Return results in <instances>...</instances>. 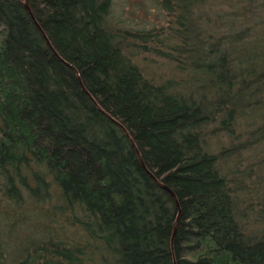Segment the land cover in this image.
I'll return each instance as SVG.
<instances>
[{"label": "trees", "instance_id": "16d2710c", "mask_svg": "<svg viewBox=\"0 0 264 264\" xmlns=\"http://www.w3.org/2000/svg\"><path fill=\"white\" fill-rule=\"evenodd\" d=\"M152 1L0 0V264H264V0Z\"/></svg>", "mask_w": 264, "mask_h": 264}, {"label": "rangeland", "instance_id": "374dc122", "mask_svg": "<svg viewBox=\"0 0 264 264\" xmlns=\"http://www.w3.org/2000/svg\"><path fill=\"white\" fill-rule=\"evenodd\" d=\"M112 2V17L114 16L115 20L121 22L122 25L132 28L148 29L167 25V17L165 13L160 10L152 0H112ZM134 60L147 72L148 70L149 72H153L155 77H166L169 75V72H172V64H170V66L165 58H162V56H158L156 54L151 55L147 53H141L140 55H137ZM206 130H208V128ZM252 180L255 179L253 178ZM259 183L262 185L261 181H259ZM247 186L248 188L254 186L253 182L249 181ZM262 186L260 189L263 191ZM247 200V202L251 204L249 207L253 209L264 207L259 205L260 202L258 199H253V195L250 196V200ZM262 202L264 203V200ZM252 219L253 218L251 216L249 218L250 223L252 222Z\"/></svg>", "mask_w": 264, "mask_h": 264}, {"label": "water", "instance_id": "95a60500", "mask_svg": "<svg viewBox=\"0 0 264 264\" xmlns=\"http://www.w3.org/2000/svg\"><path fill=\"white\" fill-rule=\"evenodd\" d=\"M24 4H25V7L27 8V10H28L30 16H31L32 19L34 20L35 24L39 27L37 21L35 20V18H34V16H33L32 12H31V10H30V8H29V6H28L27 0H25V3H24ZM121 126H122V125H121ZM123 132H124V134H125L126 136H128V133L125 131V129L123 130ZM132 145L134 146L133 143H132ZM136 152H137V154H138V157H139V160H140V162H141V165L145 168L141 156L139 155L138 151H136ZM147 172H148L149 175L153 178L154 181H156V182H157L160 186H162L163 188H166V189L172 194V196L175 198V194L172 192V190H171L170 188H168L167 186H165L164 184H162L161 182H159V181L157 180V178H156V177H155L150 171H147ZM175 200H176V198H175ZM176 202H177V200H176Z\"/></svg>", "mask_w": 264, "mask_h": 264}]
</instances>
